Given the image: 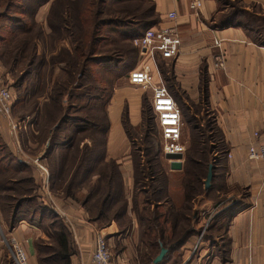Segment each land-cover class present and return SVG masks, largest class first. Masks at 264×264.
<instances>
[{
  "label": "trees",
  "instance_id": "trees-1",
  "mask_svg": "<svg viewBox=\"0 0 264 264\" xmlns=\"http://www.w3.org/2000/svg\"><path fill=\"white\" fill-rule=\"evenodd\" d=\"M46 1L24 0L22 2L18 0L16 2L15 0H8V11L1 15L2 17L6 16L5 20L12 23L11 26L6 25L9 29L19 30L22 34L18 48L25 50L28 69L16 77L14 82L16 88H19L24 80L28 83V79L33 76L34 71L37 72V79L41 77L42 74L38 71L47 63L44 55L38 51L39 43H36L41 36H44L43 28L34 19L38 9ZM109 1L120 5L107 9L108 0H56L53 3L54 6H51L47 14V24L50 28L49 38L57 42L61 53L49 55L48 79L53 73L57 75L53 80V85L50 86L48 94L50 96L43 102L44 116L47 115L46 122L41 125L43 136L36 137L40 143L48 139L44 156L47 158L51 184L54 179H58V187L62 188L65 197H72L73 185L79 186L81 189L85 188L86 192L83 198L77 199L88 212L90 221L97 223L98 227H103L114 220L122 229L120 231H123L129 226V219L125 216L128 200L124 194L118 162L106 157L105 154V134L108 121L106 118V125L101 131L102 140L99 141L96 135L97 121L91 113L107 89L102 91L98 89L99 94L93 93L98 87L94 84L95 76L91 72V66H100L110 70L106 67L115 68L123 62V68L131 69L139 54V49L132 44V39L142 35L146 29L159 24L160 19L155 11L153 0ZM108 10H112L110 16H107ZM219 10L213 16L215 20L213 26L244 28L251 34L256 43L264 45L263 13L246 9L241 0H220ZM101 26L117 30L122 35V39L131 42L133 48L124 49L122 46L116 45L114 49L109 51L112 54L101 55L102 53H99L97 49L100 42L97 33ZM34 27L38 29L36 33L31 32ZM66 35L73 37L72 41H67L69 46L66 43H61V39ZM18 36L10 30L5 35L0 33V44H2L0 45V62L4 67H6L4 55L8 48L7 45L9 43L15 44L13 40ZM15 60L17 59L13 56L12 61ZM160 62L163 61L158 59V63ZM10 66L8 69L12 73ZM205 83L206 81L202 79L201 85L204 92H206ZM28 86L26 89H30L32 99L40 94L37 92L39 90H36L37 85L33 83L31 88ZM66 95L68 98L70 97V100L75 98L82 100V105L80 104L79 108H81L80 111L85 109L86 113L82 116L79 114L74 116L71 109L76 105L72 102L65 105L64 96ZM36 105L37 99L35 98L31 103L30 113H33ZM66 111L70 112L72 116ZM148 112L149 118L153 119L151 107L147 106L146 108L144 106L142 114L146 116ZM122 123L128 134L129 125L125 113ZM72 124L77 126L76 130L72 129L77 135L79 132H84L86 127L88 132L92 130V135H88L90 144L84 142L85 140L81 143L73 137L74 134H61L64 130H71L67 128ZM206 141L211 146L200 147L195 145L185 153L182 166L184 203L178 211L173 208L171 203L164 211L159 212L157 210V202L162 201L164 203L168 200L159 196L165 192L166 186V177L162 170L158 172L160 188L157 185L154 187L153 184L149 186L150 188H146V181L152 183L155 181L153 173L149 170L151 159L147 158L151 147H148L149 145L144 146L143 154L137 149L131 151L134 159H137L139 155L145 156L142 165L136 166L134 172L136 193L131 199V210L136 212V218L141 227L140 244L142 245L141 260L143 264L153 261L160 250V245L165 247L167 252L162 260L156 264H174L172 261L175 258L174 252L180 254L179 258L177 257L180 261V258L182 259V247L186 246L188 242L197 240L203 227L198 229L197 225L203 218L205 222L208 217L210 220L198 242L194 254L196 257L193 258L194 255H192L190 263H193L194 259L198 257L199 250L205 246L212 249V252L209 251L205 255L203 264H214L216 260L225 263L229 260L228 227L233 216L247 205V192L241 190L242 195L239 194L241 197H236V200H227L224 204L220 201L221 203L216 204L219 202L216 201L217 198H221L223 195H215L212 185L208 189L203 188L202 181L206 175L208 154H212L214 150H219L218 146H220L210 143L209 140ZM200 142L204 143L205 141ZM98 143L101 144L100 148H97ZM54 151H59V154H53ZM153 156L157 159L158 153ZM212 170L213 182L216 167L212 166ZM68 174L71 175L65 182ZM94 174L95 178L92 179ZM37 185L38 183L30 173V166L17 159L10 146L4 142L0 135V225L3 233L5 234L7 229L15 227L20 221H26L38 228L45 221L49 222V229L46 230L49 242H44L41 237L34 242L35 258L38 264L45 262L72 264L76 247L71 229L53 206L43 199L38 192ZM198 196H203L204 199L197 201L195 206ZM209 199L211 204L216 207L215 212L213 215L209 213L207 217L202 216L198 206L202 200ZM167 230L170 231V234L165 233ZM44 247L48 250L46 257L41 255Z\"/></svg>",
  "mask_w": 264,
  "mask_h": 264
},
{
  "label": "crops",
  "instance_id": "crops-1",
  "mask_svg": "<svg viewBox=\"0 0 264 264\" xmlns=\"http://www.w3.org/2000/svg\"><path fill=\"white\" fill-rule=\"evenodd\" d=\"M153 1L160 19L159 24L175 25L181 39L178 55L164 63L170 65L176 82L174 94L167 88L181 111L182 138L187 146L189 141L187 130L189 126L196 130L197 127L193 121L195 122V118L198 120V115L187 117L185 114L187 109L183 112L180 106L188 110L192 109L191 104H188L189 100L203 108L205 106L207 115L211 117V123L208 126L209 142L220 145L215 154L222 158V163L217 165L215 170V180H221L225 190L215 187V195L226 196L229 200L234 193H236L235 196H239L241 190L247 192V205L233 216L228 227L229 260L225 263L216 260L214 264H264V170L261 163L247 158L248 145L264 138L262 134L264 129V45L256 43L244 28L213 26L215 23L213 16L220 11V0H200L201 6L197 11L190 8V3L194 0ZM241 1L246 9L264 14V0ZM170 11L176 13L173 22L166 18V14ZM38 12L42 20L44 12L40 13L39 10ZM47 12L44 13L45 17ZM216 41L220 42V47L215 44ZM219 52L225 54L222 69L214 66V57ZM56 75L53 73L52 81ZM202 79L206 81V92L202 89ZM139 89L129 85L122 86L115 90L106 107L108 128L105 134V154L106 157L118 162L124 194L128 200L125 216L129 219V226L123 231H120L122 229L114 220L103 227H98L97 223L90 221L88 212L79 201L85 195V188L81 189L73 185L72 197H65L62 188L58 187V179H54L51 184L48 162L44 156L48 139L40 143L34 135L37 133L34 129H32L31 137L36 142H31L26 135L9 137L7 133L0 131L2 139L10 146L17 159L30 166V173L38 183V192L43 199L50 204L49 196H51L55 204L66 213L69 223L61 217L71 229L76 247L72 264H95L91 260V254L95 248L97 231L104 234L111 249L114 264H143L140 258L142 255L141 227L136 218V212L131 210V199L136 193L134 172L136 166L142 165L143 157L142 155H139L137 159L132 157L131 141L122 123L124 113L132 125L139 123L142 95ZM176 96L181 100V104ZM44 110L43 102L38 103L34 108L39 115ZM26 117L27 124L30 122V129L35 121L32 113L27 114ZM204 125L207 126V123H200L201 127ZM258 131L261 135L256 138L254 132ZM84 142L90 144V141ZM21 145L25 147L24 151ZM32 149L34 153L29 152ZM53 154L57 155L59 151H54ZM165 162L167 168L163 169L166 177L164 191L168 203H171L178 211L184 203L183 173L182 170L170 169L169 161L165 160ZM38 164L43 165L46 172L40 170ZM70 175L68 174L65 182ZM94 178L95 174L92 179ZM157 204L161 212L168 207L166 202L159 201ZM209 204H211L210 199L202 200L200 207L206 208ZM153 206L154 203L152 208ZM2 233L3 231L0 230V234ZM7 234L14 236L21 243L26 250L29 263L36 264L34 242L37 238L43 237L40 229L26 221H20L15 227L7 229ZM191 242L182 247L184 261L189 258L187 249ZM209 251L212 252V249H208L207 246L202 247L200 256ZM148 264L156 263L152 261ZM189 264L192 263L189 262Z\"/></svg>",
  "mask_w": 264,
  "mask_h": 264
},
{
  "label": "rangeland",
  "instance_id": "rangeland-1",
  "mask_svg": "<svg viewBox=\"0 0 264 264\" xmlns=\"http://www.w3.org/2000/svg\"><path fill=\"white\" fill-rule=\"evenodd\" d=\"M15 1L17 2L18 0H15ZM20 1L23 2L24 0H20ZM55 1L56 0H47L44 4L41 5L43 7L39 8L38 10L40 11V13H41V11H43L45 13V12H47V9H48V12H49L51 6L53 5V3ZM7 2H8V0H0V17H1L0 18V33L5 35L10 30V31H14V33H16L19 36L15 37V39L13 40L15 42V44L9 43L7 45L8 48L5 50L6 53L4 52L5 53L4 60L6 62V67H4L1 64L0 65V72L2 73L3 83L8 88H10V90L12 91L13 96H14V102H13V105H12V116H13V118L18 119L22 123V125H21V128H19L17 130L16 135H14V132L8 126L7 121L0 114V131H4V133H7V135L9 137L20 136V135H22V137H24L26 135V136H28V138H30L31 142H33L35 140H33V137H31L32 136L31 134H33L32 133V129L36 130V132H37L34 135L39 136V137L43 136L42 135V129L43 128L41 127V125L44 124V122H46L47 115L44 116L45 112H43L41 115H39L37 112L33 111L34 113H32V118L35 121V123L33 122L34 126L32 128H30V129H29L30 122L27 124L28 119H27L26 116H27V114L30 113L31 103H32V101L35 98L37 99V104H38V103L44 102V98H47V97L50 96L48 94L50 92V88H51L50 86L53 85V81L51 80V77L48 79V75L47 74H48V72L50 70V67L48 68L47 64H48V61H49V57L52 54L53 55L59 54V53H61V51L59 49V46H58L57 42L53 41V40H51L49 38L50 28L48 27V24H47V14H48V12L46 14V17H45V15L43 13L42 20L40 19L41 16H40L39 12L38 13L36 12V14L34 16V19L40 25H42V28H43L42 31L44 32V36H41L40 40L39 41L37 40L36 43H39L38 51H39V53L44 55V58L47 61V63H46V65H43V68L38 71V72H41V74H42V76L39 77L40 79L39 78L37 79V74H36L37 72L34 71V73L32 74L33 76L28 79V83L30 82V84H28L24 80V81L21 82L19 88H16L14 86V82H15L16 77L19 74H22L24 71H27L28 66L26 64L27 61H26V58H25L26 57L25 50L23 51L22 48H18L19 45H20V42L22 40L21 39L22 34L19 32V30L9 29V27H7L6 25H10L11 26L12 23H9L7 20H5L6 16H4V17L1 16V15H4V13H6L8 11L7 9H8L9 3L7 4ZM118 5H120V4H114V3H112L111 1L108 0V4L106 5V8L110 9V8H113V7H117ZM111 11L108 10L107 16H110V14L112 13ZM29 30H30V28H29ZM37 30L38 29L34 27V29L32 28L31 32L36 33ZM97 35H98V38L100 40L97 49H98L99 53H102L101 55L110 54L111 52L109 53V51L114 49L116 45L117 46H122L124 49L133 48V45L131 44V42L122 39V37H121L122 35L117 30L115 31V30L111 29L110 27L101 26L99 28V32L97 33ZM72 38H73L72 36L70 37V36L66 35L64 38L61 39L62 40L61 43H64V44L66 43L69 46V42L72 41ZM68 40H69V42H67ZM0 45H2V44H0ZM13 56H15L18 61L17 60L12 61ZM138 60H139V54L136 57L135 63L133 64L134 66H136V64L138 63ZM9 65H11L10 67L12 68V71H13L12 73L9 72V69H8ZM122 66H124L123 62L119 63V66H117L115 68L114 67H112V68L111 67H106V68H110V70L104 69V68H102L100 66H94V65L91 66V72L95 76L94 84L97 85V87H98L96 91H93V93L94 94H99L98 89L101 90V91L107 89V91L103 93V98L100 99L99 102H97V104H95L96 106L93 108V111L91 112L92 115L95 118V121H97V125H98L97 129L98 130H97V134L96 135H97V139L99 141L102 140L101 139V137H102L101 136V133H102L101 131L106 125L105 124L106 123V114H107L106 107L108 106V103H109V100H110L111 96L115 93V90H118L119 88H121L124 85H129L132 88H137L136 86H134L131 83H129L128 82V78H127L128 72L134 66L131 69H125ZM157 67H158V70H159V74L162 77V79H159V80L164 82V84L170 89L171 93L174 94V89L176 87V82L173 79V73L171 72L170 65H166L164 63V61H163V62L157 63ZM162 73H163V75H162ZM33 83L35 85H37L36 90H39L37 92L40 93V94L37 97L34 96L33 99H32L31 92H29L30 89L27 90L26 86L29 85L28 87L31 88V85ZM33 87H35V86H33ZM41 89H42V92H41ZM139 90L142 91L141 108H140V121H139V123H137L135 125H132L128 121V125H129V127H128V129H129L128 136H129V139H130L131 145H132L131 151L132 150L135 151V149H137L141 154H143L144 146L149 145L148 147H151V151L149 152V154H147V155H149V156H147V158L151 159L150 160L151 165H149L150 166L149 170L151 171V173H153V175L155 177L154 178L155 181H153V183L150 182V181H146L145 182L146 183V188H150L149 186L151 184H153L154 187L157 185V187L160 188V184H158V177L160 175L158 176V172L161 171V170L163 171V169L167 168V166H166L167 164L165 165V163H166L165 160L166 159L164 158V153L160 149L159 133H158V130H157V126H156L155 120H153L154 118L153 119L149 118L150 117L149 112H148V114H146V116L142 114V108H144V106L146 108H147V106H150V104H149V96H148L149 95V91L143 90V89H139ZM134 91H137V90L134 89ZM182 93L183 92H181V95L184 96V94H182ZM144 98L146 99L145 102H144V100H145ZM176 99H177V96H176ZM177 100L180 101L179 104H181V100L180 99H177ZM70 102H72V103H74L76 105V107L71 109V113L74 114V116L78 115V114H79V116L80 115L82 116V115H84L86 113L85 109L80 111L81 108H79V105L80 104L82 105V100L80 101V100H78L76 98L70 100V97L68 98L67 95L64 96L65 105H68ZM182 102H183V99H182ZM194 103H195L194 101H190L189 100L188 104H191V106L193 107L192 109H189V110H188V108H186L184 106H180L183 112H185L186 109H187V111L185 113L187 117H191L194 114L198 115V120H197V118H195V122L193 121V124L197 127L196 130L194 129V127H191V126H189V128L187 130V132H188L187 136H188L189 141H188L186 149H185V151L183 153V158L185 156V153L188 152V150L192 146H194V147H195V145H198L200 147L211 146L206 141V140H209V138H208L209 136L208 135H210V133H209V127L208 126H210L211 117L207 115L205 106L203 108L201 105H198V103H195V105H196L195 106ZM124 111H125V109H124ZM66 112L70 116H72V114L70 112H68V111H66ZM202 119L204 120L205 123H207V126L206 125H204L203 127L200 126V123H204ZM76 127L77 126L72 124V125H70L69 128H67V129H71V130H64V132L61 133V134L62 135L63 134H69V135L74 134L73 137L75 139L77 138L78 141H80V142H83L84 140L89 141L88 135L89 134L92 135V130H90V132H88L87 129H86L87 127H86L84 132H79V134L77 135L72 130V129L76 130ZM93 134L95 136V133H93ZM201 134H203V135H201ZM215 135H216V133H215ZM202 140L205 141V142L204 143L200 142ZM192 144H194V145H192ZM100 145L101 144L98 143L97 148H100L101 147ZM215 145H218V144L215 143ZM21 146H22V150L24 151L25 147L23 145H21ZM81 147H82V144H81ZM32 151H33V149L31 151H29V152H32ZM215 151H217V150H214V152L212 154L211 153L208 154L209 161H208V164H207V167H206V174H207V171H208L209 164H212V166H215L217 168V165L222 163V158L218 157L215 154ZM32 153H34V152H32ZM156 153H158V158L157 159L159 161L154 158L155 156H153ZM143 157H145V156L143 155ZM212 172H213V170H212ZM205 177H206V175H205ZM204 180H205V178H204ZM204 180L202 181L203 188H204ZM222 183L223 182L221 180H215V178H214L213 182L211 180L210 187L212 185L213 189H216L215 187H217V189H219V190H223V189L225 190V185L222 184ZM239 194H241V193H239ZM233 195L234 196H232L229 200H231V199L232 200H236V197L239 198V197H241L242 194L239 195V196H235L236 193H234ZM159 196L167 198L165 192L162 193V194H159ZM202 197L203 196H198V198H196V203H195L196 205H197V201H199L200 199H204ZM216 198H215V200H216ZM227 200L228 199L226 198V196H221V198H217L216 201H219V202H216V204L217 203H221V202L224 204V203L227 202ZM165 202H166L167 206L170 204V203H168V200H166ZM198 207H199L198 209L201 211V215L202 216H206V217H207V215H209V213L211 215H213V213L215 212V209H216V207H214L213 204H209L208 207H206V208H203V207H200V206H198ZM217 207H219V206L217 205ZM157 210L159 212H161L158 209V207H157ZM209 218L210 217H208L205 220V222H204V218H203V220H201L199 222V224L197 225L198 229H200L202 226L203 227H202V229H201V231L199 233L200 234L199 237H197V240H195L194 242H191L189 244V246H188L187 253H188L189 258L186 261H184V258H183L184 249L182 248V254H181L182 259L180 258V261H178V258H179L180 254H178V252H174V255H175L174 257L175 258H174V260H172V261H174V264H189L191 256L194 255L195 251L197 250L198 242L200 241V238H201V236H202V234H203V232L205 230V227H206V225L208 224V222L210 220ZM48 223L49 222L45 221L44 224L39 226V229L42 232V236H43L42 239H43L44 242H49V240H48L49 236L46 233V230L49 229ZM0 230H2L1 225H0ZM166 233L169 234V231L167 230ZM10 236L11 235L7 234V230H6L5 234H3V233L0 234V250H1V252H0V264H15L13 259H12L11 253L9 251L10 250L9 249V243H6L3 240V237L9 238ZM47 251L48 250L45 247L42 249V251H41L42 257H46V255L48 253ZM110 251H111V249H110ZM200 254H202L201 249L199 250L198 257L194 259L192 264H197V263L198 264H200V263L203 264L204 263L203 260H204L206 254L203 255L202 257L200 256ZM194 257H196V256L194 255L193 258ZM28 261H29V259H28ZM50 263L51 262H47V263L45 262L43 264H50ZM36 264H38L37 259H36ZM51 264H53V263H51Z\"/></svg>",
  "mask_w": 264,
  "mask_h": 264
},
{
  "label": "built area",
  "instance_id": "built-area-1",
  "mask_svg": "<svg viewBox=\"0 0 264 264\" xmlns=\"http://www.w3.org/2000/svg\"><path fill=\"white\" fill-rule=\"evenodd\" d=\"M200 6V0H194L190 3V8L194 11H197ZM166 18L173 22L176 13L170 11L166 14ZM132 44L139 49V60L136 66L128 72V82L140 89L149 91V104L159 133L161 151L164 154H183L186 143L182 138L181 111L167 86L159 80L161 77L157 70L158 59L171 61L179 53L181 39L176 26L173 24L152 26L146 29L142 35L134 37ZM215 44L220 47L219 41H216ZM224 60L225 54L219 52L214 57V66L220 69L224 68ZM13 102V93L3 83L0 72V114L16 135L22 123L12 116ZM262 134H264V129ZM260 135L259 131L254 132V137L259 138ZM247 158L261 163L264 170V138L248 145ZM35 162H37L36 159ZM38 166L40 170L46 172L43 165L38 164ZM49 202L58 214L69 223L66 213L55 204L51 196H49ZM3 240L9 243V251L15 264H29L26 251L14 236L3 237ZM91 260L95 264H114L109 245L104 234L100 231L96 232L95 248L91 254Z\"/></svg>",
  "mask_w": 264,
  "mask_h": 264
},
{
  "label": "water",
  "instance_id": "water-1",
  "mask_svg": "<svg viewBox=\"0 0 264 264\" xmlns=\"http://www.w3.org/2000/svg\"><path fill=\"white\" fill-rule=\"evenodd\" d=\"M164 158L169 161V167L172 170H182L183 166V154L177 153V154H164ZM213 177L212 172V164H209L208 171L204 180V189H208L211 184V180ZM167 249L160 245L159 253L154 257L153 263H158L162 260L164 255L166 254Z\"/></svg>",
  "mask_w": 264,
  "mask_h": 264
}]
</instances>
